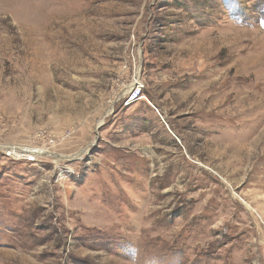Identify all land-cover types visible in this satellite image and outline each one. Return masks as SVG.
Wrapping results in <instances>:
<instances>
[{
	"label": "rangeland",
	"instance_id": "obj_1",
	"mask_svg": "<svg viewBox=\"0 0 264 264\" xmlns=\"http://www.w3.org/2000/svg\"><path fill=\"white\" fill-rule=\"evenodd\" d=\"M0 264H264V0H0Z\"/></svg>",
	"mask_w": 264,
	"mask_h": 264
},
{
	"label": "built area",
	"instance_id": "obj_2",
	"mask_svg": "<svg viewBox=\"0 0 264 264\" xmlns=\"http://www.w3.org/2000/svg\"><path fill=\"white\" fill-rule=\"evenodd\" d=\"M142 84L141 81H136V84L133 86L132 88V92L128 93L127 98L129 102H135L136 100H138L140 98V95L143 91ZM49 154L48 152L43 153L41 155H34L33 153H29V155H23V157H25L27 160H29L30 162H36L38 160L39 157Z\"/></svg>",
	"mask_w": 264,
	"mask_h": 264
},
{
	"label": "bare ground",
	"instance_id": "obj_3",
	"mask_svg": "<svg viewBox=\"0 0 264 264\" xmlns=\"http://www.w3.org/2000/svg\"><path fill=\"white\" fill-rule=\"evenodd\" d=\"M14 153H15L14 155L23 156V155H29V153H33L34 155H38L39 152H37L36 150H33V149H28V148H17L14 151Z\"/></svg>",
	"mask_w": 264,
	"mask_h": 264
}]
</instances>
